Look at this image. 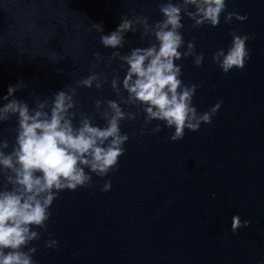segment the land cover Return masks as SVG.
Segmentation results:
<instances>
[{
  "label": "water",
  "instance_id": "water-1",
  "mask_svg": "<svg viewBox=\"0 0 264 264\" xmlns=\"http://www.w3.org/2000/svg\"><path fill=\"white\" fill-rule=\"evenodd\" d=\"M166 2L0 0V106L8 102L3 97L9 85L20 83L9 100L24 101L30 109L48 101L45 112L56 93L75 88L74 126L84 115L106 126L102 115L110 111L108 100L136 117L120 122L129 139L116 168L103 177L90 172L94 187L61 191L49 209L46 230L33 226L40 239L24 251L36 248L35 264H264V0H225L216 26L193 27L194 21L183 16L179 51L193 42L204 59L199 66L194 56L174 61L182 65L180 79L197 85L192 103L199 113L217 102L221 106L210 123L201 122L196 131L186 128L177 141L170 139L174 127L163 121L145 124L146 105L125 103L122 81L128 66L113 56L156 43L152 26L162 19L159 7ZM227 12L247 19L233 16L226 23ZM144 16L147 35L145 25L136 23ZM125 18L135 31L124 34L123 47H105L101 36ZM233 33L248 36L249 56L243 68L225 73L213 54L228 50ZM93 73L102 82L99 89L96 81L91 88L79 83ZM157 124L161 130L153 133ZM16 128L15 116L0 122V140L9 143L6 153L15 143ZM109 181L110 188L102 191ZM6 183L0 174V189ZM237 214L251 223L233 232ZM53 239L58 245L46 247Z\"/></svg>",
  "mask_w": 264,
  "mask_h": 264
},
{
  "label": "clouds",
  "instance_id": "clouds-1",
  "mask_svg": "<svg viewBox=\"0 0 264 264\" xmlns=\"http://www.w3.org/2000/svg\"><path fill=\"white\" fill-rule=\"evenodd\" d=\"M189 6L192 9L190 10ZM225 0H167L161 3L159 11L162 19L152 26V35L156 43L148 47L133 48L128 55L119 56L127 64V71L122 81L128 97L125 103L139 102L146 113L145 124L160 120L169 128L174 127L170 136L172 141L184 137L185 129L196 131L201 122L210 123L221 103L217 102L209 111L199 113L192 103L196 84L185 85L180 79L182 65L174 61L183 57L194 56L195 65L203 63L204 53L195 51L193 42H189L183 53L179 49L184 40L180 29L182 18L186 15L194 21L193 27L204 24L216 26L220 16L225 13ZM233 16L246 20L247 15L227 12L225 22H231ZM148 17H137L136 23L145 25L143 35L149 33ZM102 31V24L94 25ZM135 31L133 21L123 19L118 27L108 35L101 36L105 47H123L124 34ZM142 35V38H143ZM247 35L233 33V40L227 51L219 49L213 54L214 61L227 73L232 68H243L249 56L246 47ZM99 57V53H94ZM102 86L98 75L91 74L79 83L85 87ZM118 81L113 79L112 88L119 93ZM21 87V84L9 85L8 94L3 97L7 103L0 106V122L17 119L15 143L10 152L6 139L0 140V174L7 183L0 189V264H35L32 254L36 248L24 251L33 240L40 239V233L32 230L33 226L46 230V221L53 200L65 190L92 184L91 173L105 176L117 166L118 157L123 155L124 143L128 141L127 133H121L120 122L124 119L134 120L135 114L125 113L120 103L108 100L110 111H105L102 118L106 126L100 127L89 116H82L79 125L74 126L75 107L72 88L70 92L59 91L54 95L50 112L43 109L48 101L38 103L36 109L19 99L9 97ZM102 101H95L99 108ZM160 125L152 129L159 132ZM143 131V128L141 129ZM89 169V172L85 171ZM11 185V188H8ZM110 181L104 184L102 191L110 188ZM251 221L232 217L231 229L236 232L247 227ZM56 240L46 241V247L57 246Z\"/></svg>",
  "mask_w": 264,
  "mask_h": 264
}]
</instances>
